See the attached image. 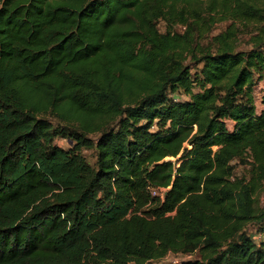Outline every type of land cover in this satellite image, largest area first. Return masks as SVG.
I'll use <instances>...</instances> for the list:
<instances>
[{
  "label": "trees",
  "instance_id": "trees-1",
  "mask_svg": "<svg viewBox=\"0 0 264 264\" xmlns=\"http://www.w3.org/2000/svg\"><path fill=\"white\" fill-rule=\"evenodd\" d=\"M261 80L264 0H0V264H264Z\"/></svg>",
  "mask_w": 264,
  "mask_h": 264
},
{
  "label": "rangeland",
  "instance_id": "rangeland-1",
  "mask_svg": "<svg viewBox=\"0 0 264 264\" xmlns=\"http://www.w3.org/2000/svg\"><path fill=\"white\" fill-rule=\"evenodd\" d=\"M225 24L226 23L219 24L217 26V28L215 29V32H217L218 30L223 29ZM158 27H159V29L161 31L164 30L165 26H164L163 21H159L158 22ZM254 94H255L256 110H257V112H260L264 108V104L261 102V97H262V95H264V81L263 80H261V81H259L257 83V85L255 87ZM181 97L184 98V96H181ZM228 128L231 129V124L230 123H228ZM55 142H56L57 145H59L61 147H64V148H67L68 146L71 145L70 140H68L66 138H62V137H57ZM82 153L84 154V156L86 157V159L90 163H94L95 154H94L92 149H90V148L83 149ZM166 159L174 160L175 163L178 165V163L176 162V157H166ZM237 169H238V172H242L243 169H244V171L246 170V168H243L242 166H239ZM263 201H264V197H263ZM251 229L253 230L252 227H251ZM185 258H188V256L168 253L165 257L152 262V264H174V263L180 261L181 259H185Z\"/></svg>",
  "mask_w": 264,
  "mask_h": 264
},
{
  "label": "built area",
  "instance_id": "built-area-1",
  "mask_svg": "<svg viewBox=\"0 0 264 264\" xmlns=\"http://www.w3.org/2000/svg\"><path fill=\"white\" fill-rule=\"evenodd\" d=\"M164 189H165V188H163V187H159V188H158V190H159L160 192H162Z\"/></svg>",
  "mask_w": 264,
  "mask_h": 264
}]
</instances>
